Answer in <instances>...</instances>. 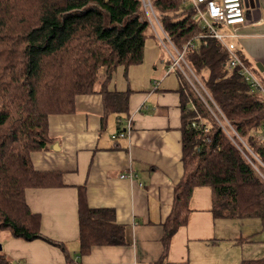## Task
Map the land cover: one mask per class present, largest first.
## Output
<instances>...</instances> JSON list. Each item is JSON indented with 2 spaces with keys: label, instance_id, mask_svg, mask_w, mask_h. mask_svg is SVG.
Instances as JSON below:
<instances>
[{
  "label": "trees",
  "instance_id": "16d2710c",
  "mask_svg": "<svg viewBox=\"0 0 264 264\" xmlns=\"http://www.w3.org/2000/svg\"><path fill=\"white\" fill-rule=\"evenodd\" d=\"M151 3L179 51L197 42L184 57L211 98L207 103L183 80L184 173L164 226L165 250L187 224L196 187L212 189L214 218L258 219L264 228V96L227 69L229 54L185 0ZM150 28L142 0H0V235L59 246L43 237L25 199L28 188L59 184L53 173L33 168L31 153L49 149V117L70 114L77 96L95 94L102 71L106 84L119 66L143 61ZM105 84L106 115L127 114L130 92H108ZM79 203L80 254L127 243L114 211L87 208L83 193ZM0 264H11L1 248Z\"/></svg>",
  "mask_w": 264,
  "mask_h": 264
},
{
  "label": "crops",
  "instance_id": "0c3cea01",
  "mask_svg": "<svg viewBox=\"0 0 264 264\" xmlns=\"http://www.w3.org/2000/svg\"><path fill=\"white\" fill-rule=\"evenodd\" d=\"M244 9L246 22L238 26L236 45L264 83V0H244ZM155 18L156 24L149 19L140 64L119 66L106 84L102 71L95 94L77 96L72 113L49 117L50 147L31 153V162L36 170L53 173L59 184L28 188L25 199L40 218L43 237L59 246L15 239L4 231L0 243L11 264H242L263 259L254 255L251 232L238 227V221L253 219L214 218L210 187L193 190L187 224L165 250L164 226L184 173V77L170 69L175 51ZM104 84L108 92H130L127 114L106 115ZM82 193L87 208L114 211L115 223L126 231L125 245H98L80 254Z\"/></svg>",
  "mask_w": 264,
  "mask_h": 264
},
{
  "label": "built area",
  "instance_id": "2783aa9c",
  "mask_svg": "<svg viewBox=\"0 0 264 264\" xmlns=\"http://www.w3.org/2000/svg\"><path fill=\"white\" fill-rule=\"evenodd\" d=\"M194 9V19L199 25L205 28L209 35L221 43L229 54L227 69L229 71L237 69L239 74L251 85V89L259 91L264 96V87L261 81L254 75V72L247 66L239 54L236 40L239 38L238 26L246 22V13L244 9V0H185ZM144 10L147 13H153L154 9L150 0H142ZM148 15V14H147ZM167 39V37H166ZM175 56H172L170 69L179 71L185 79L195 77L194 73L186 63L184 54L188 47L195 48V41L189 42L179 51L172 42L167 39ZM185 68H184V66ZM189 73H188V71ZM187 82V81H186ZM192 84V83H191ZM204 101H206L197 91L195 85H190ZM206 91V90H205ZM203 89V93L205 92ZM206 94V95H207ZM211 100L210 96L207 97ZM207 102V101H206ZM208 103V102H207ZM121 136H124L123 134ZM126 177V176H123Z\"/></svg>",
  "mask_w": 264,
  "mask_h": 264
},
{
  "label": "rangeland",
  "instance_id": "374dc122",
  "mask_svg": "<svg viewBox=\"0 0 264 264\" xmlns=\"http://www.w3.org/2000/svg\"><path fill=\"white\" fill-rule=\"evenodd\" d=\"M147 14H148L147 15L148 19L151 18L152 22L154 24H156V22H157L156 20L157 19L155 18L156 15H155L154 11H153V13H150L149 12ZM184 68H185V66H184ZM252 70L254 72V75L259 79V75H257L259 73H258V71H256V68H252ZM188 73H189V71H188ZM184 80L187 81V83L189 85H195L197 87V89H198L197 91H199L200 95L207 102L210 101L207 98L208 97V94L206 93L207 94L206 95L205 93H203L204 87H203L202 83L200 82V80L197 77H191L189 79H185V77H184ZM204 91H205V89H204ZM238 227L240 228V230L243 231V233L248 234L249 232H251L250 238L254 241V244H253V247H252V249L255 252L254 255H256L257 257H260V258H263L264 259V228L262 226L261 221L258 220V219H253V220H247V221L241 222V220H240V222L238 221Z\"/></svg>",
  "mask_w": 264,
  "mask_h": 264
},
{
  "label": "water",
  "instance_id": "95a60500",
  "mask_svg": "<svg viewBox=\"0 0 264 264\" xmlns=\"http://www.w3.org/2000/svg\"><path fill=\"white\" fill-rule=\"evenodd\" d=\"M257 67H258V69H260L261 71H263V68H262V66L260 64H257ZM0 248L2 249V246L1 245H0Z\"/></svg>",
  "mask_w": 264,
  "mask_h": 264
}]
</instances>
